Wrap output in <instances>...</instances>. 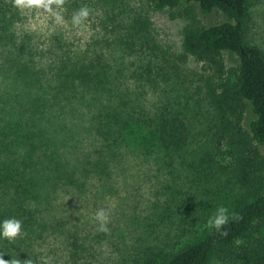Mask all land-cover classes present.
Masks as SVG:
<instances>
[{"label": "trees", "instance_id": "1", "mask_svg": "<svg viewBox=\"0 0 264 264\" xmlns=\"http://www.w3.org/2000/svg\"><path fill=\"white\" fill-rule=\"evenodd\" d=\"M109 1L65 0L66 14L82 7L99 13L94 38L78 51L61 43L57 33L41 49L37 36L23 28L24 12L12 0H0V73L30 93L26 106L12 90L0 95V220L20 219L18 213L46 178L77 182L58 153L57 135L66 127L62 115L70 104H83L100 139L93 161L98 174L124 152L172 164L189 144L188 126L179 115L163 105L145 108L139 98L156 72L139 47L150 21H116V6ZM146 2L154 11L169 10L186 20L182 56L207 66L205 97L215 119L214 151L199 163L210 178L226 172L239 195L224 206L235 216L223 229L226 235L207 226L215 213L210 207L207 218L183 230L171 249L150 250L140 264H264V52L247 40L250 0ZM213 13L222 21L201 20ZM137 51L139 65L133 61ZM225 54L237 64L227 67ZM7 245L0 242V252Z\"/></svg>", "mask_w": 264, "mask_h": 264}, {"label": "rangeland", "instance_id": "2", "mask_svg": "<svg viewBox=\"0 0 264 264\" xmlns=\"http://www.w3.org/2000/svg\"><path fill=\"white\" fill-rule=\"evenodd\" d=\"M112 1L116 21H150L148 34L139 47L151 59L150 68L156 72L154 80L140 88L143 91L138 93L139 98L145 108L163 105L168 113L179 115L188 126L189 144L172 164L168 158L156 163L121 153L118 163H110L103 171L104 176L93 166L100 139L89 114L80 102L66 106L62 115L66 127L57 135L61 142L58 153L64 168L74 174L77 182L46 178L40 184L36 197L18 213L27 235L7 245L3 256L7 260L28 258L33 264H140L150 250L171 249L183 230L196 224L198 218H207L210 207L216 211L218 206H231L238 198L239 190L226 172L216 180L199 163L204 154L214 151L215 119L205 97L207 66L182 56L185 18L172 17L169 10L154 11L146 0ZM249 3L247 40L264 52V0ZM65 11V22L58 24L42 10H25L23 28L37 36L41 49L57 33L61 43L79 51L90 37L94 38L99 13L90 9L85 24L75 27L72 17L77 11ZM201 20L217 23L222 18L213 13ZM138 52L133 61L139 65L142 56ZM224 60L227 67L237 64L231 55L225 54ZM11 79V75L0 73V95L12 90L18 95L16 102L26 106L29 90ZM262 150L264 154V147ZM100 208L110 213L108 233L99 232L93 219Z\"/></svg>", "mask_w": 264, "mask_h": 264}, {"label": "clouds", "instance_id": "3", "mask_svg": "<svg viewBox=\"0 0 264 264\" xmlns=\"http://www.w3.org/2000/svg\"><path fill=\"white\" fill-rule=\"evenodd\" d=\"M65 0H12V5L20 12L25 10H42L51 16L56 23H64L63 5ZM90 15V10L87 7H82L72 17V24L75 27H80L85 24V21ZM234 214L229 212V209L224 206H218L215 213L209 217L207 226L215 229L221 235H226L223 231L230 219H234ZM97 224L99 232L108 233V224L110 222V213L105 208H100L95 212L93 217ZM27 233L23 230V222L15 217L0 220V242L6 241L9 245H14L18 239H23ZM4 254L0 252V264H33L30 259L20 260L18 258L9 260L3 259Z\"/></svg>", "mask_w": 264, "mask_h": 264}]
</instances>
